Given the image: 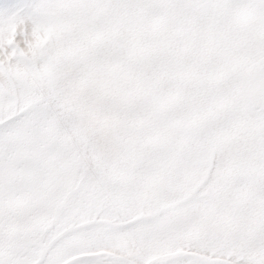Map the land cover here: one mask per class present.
Instances as JSON below:
<instances>
[{"label":"snow or ice","instance_id":"obj_1","mask_svg":"<svg viewBox=\"0 0 264 264\" xmlns=\"http://www.w3.org/2000/svg\"><path fill=\"white\" fill-rule=\"evenodd\" d=\"M0 264H264V0H0Z\"/></svg>","mask_w":264,"mask_h":264}]
</instances>
